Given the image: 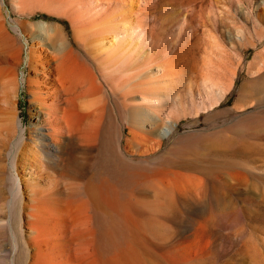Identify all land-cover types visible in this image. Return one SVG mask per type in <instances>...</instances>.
I'll return each instance as SVG.
<instances>
[{"label":"bare ground","instance_id":"6f19581e","mask_svg":"<svg viewBox=\"0 0 264 264\" xmlns=\"http://www.w3.org/2000/svg\"><path fill=\"white\" fill-rule=\"evenodd\" d=\"M19 1L56 5L68 11L64 15L74 23L87 27L88 40L80 44L98 72L70 47L58 24L39 21L35 24L48 32L40 40L51 45L43 57L33 56L31 72L20 82L16 70L23 48L0 21V190L6 194L1 196L5 221L0 238L7 231L10 235L9 259L2 264H22L23 256L24 264H101L102 250L113 239L115 225L130 236L128 247L139 244L142 250L146 233L138 228L142 217L134 213L133 203L123 199L105 178L94 181L85 176L100 150L105 109L112 97L123 100L133 115V123L127 126L131 137L126 145L131 147L154 131L160 138L167 137L179 123V112L198 115L211 110L230 90L232 79L222 83L223 73H206L194 80L195 72L182 53L189 46L186 35L193 37L197 26L207 20L201 12L204 1ZM207 8V15L213 16V4L209 2ZM253 20L258 23L259 19ZM23 30L15 28L17 34ZM257 35L260 40L264 37L261 25ZM248 64L250 74H259L264 68V49ZM26 82L28 102L34 108L29 127L19 116L11 120L13 98L17 99L20 84ZM173 114L177 118L171 123ZM123 137L121 130L109 138L110 145L120 150ZM75 181H81V192ZM107 217L111 222L104 229Z\"/></svg>","mask_w":264,"mask_h":264},{"label":"rangeland","instance_id":"374dc122","mask_svg":"<svg viewBox=\"0 0 264 264\" xmlns=\"http://www.w3.org/2000/svg\"><path fill=\"white\" fill-rule=\"evenodd\" d=\"M202 1L203 20H207L197 26L193 37L186 35L189 46L182 53L195 72L194 80L219 72L224 74L221 82L230 78L232 86L211 110L198 115L179 112V123L167 137L160 138L154 131L131 147L126 145L131 137L127 126L133 123V115L123 100L112 97L108 101L101 137L104 145L90 161L85 180L105 178L114 185L123 199L133 203L136 216L142 217L138 228H144L147 238L142 236V250L139 244L128 247L130 236L115 225L113 239L102 250L101 264H264V68L259 74L248 71V62L264 49V37L260 40L257 35L259 25L264 32V4L263 0ZM209 2L215 16L207 15ZM52 5L0 0V21L23 48L16 70L20 82L30 74L33 56L43 57L51 45L40 40L48 32L35 24L39 21L58 24L70 47L87 59L80 42L88 40L89 29L64 15L69 13L65 9ZM253 18L259 19L255 20L258 25ZM15 28L25 30L17 34ZM29 99L27 82L20 84L18 97L13 98L12 122L19 116L31 125L34 108ZM176 118L174 114L169 117L171 123ZM121 130L124 140L118 150L109 138ZM75 182L81 192V181ZM1 196L6 194L0 190V225L5 221ZM105 220L102 225L107 229L111 219ZM9 237L7 231L0 238V264L9 259Z\"/></svg>","mask_w":264,"mask_h":264}]
</instances>
